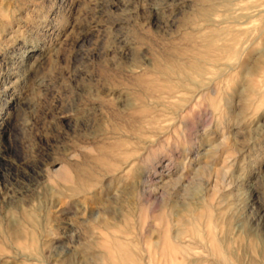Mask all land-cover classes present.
Instances as JSON below:
<instances>
[{
	"label": "clouds",
	"instance_id": "obj_1",
	"mask_svg": "<svg viewBox=\"0 0 264 264\" xmlns=\"http://www.w3.org/2000/svg\"><path fill=\"white\" fill-rule=\"evenodd\" d=\"M0 264H264V0H0Z\"/></svg>",
	"mask_w": 264,
	"mask_h": 264
}]
</instances>
